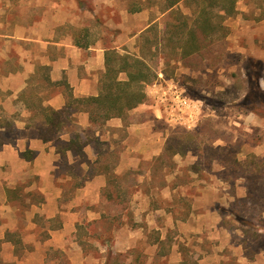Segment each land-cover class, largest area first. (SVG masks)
<instances>
[{"label": "rangeland", "instance_id": "374dc122", "mask_svg": "<svg viewBox=\"0 0 264 264\" xmlns=\"http://www.w3.org/2000/svg\"><path fill=\"white\" fill-rule=\"evenodd\" d=\"M191 14V6L185 2L166 12L160 6L129 12L126 0H0V99L6 97V72L19 65V52L40 53L43 41L66 36L72 26H86L90 38L98 44L144 56L152 65L155 78L163 71L183 84L190 96L205 101L198 128L190 130L157 122L156 127L170 133L164 152L152 160L136 154L139 165L123 170L119 179L121 188L127 190L126 198L128 190L138 184L143 190L152 191L154 208L163 207L186 221L183 227H168L167 218L158 211L145 221L146 212L142 216L136 201L129 203L130 213L124 211L123 224L129 228L136 226L132 224L136 210L138 224L163 226V235L167 236L165 251L168 253L176 242L175 254L160 256L158 246L149 243L156 240L157 232L142 228L133 239V248L123 247L122 252L112 249L107 258V248L97 243V232L103 223L84 217L81 222L90 232L85 238L94 245L87 253L83 251L89 260L84 264H264V0H238L236 13L225 20L228 33L223 40V57L196 68L181 59V40L175 35V24L187 17L191 22ZM147 26L149 29L142 33ZM252 58L262 61L258 69L250 64ZM126 120L130 122L131 117ZM1 123L9 125L4 117ZM32 123L36 127L39 120L34 118ZM68 128L79 130L76 123ZM118 136L117 147L110 153L107 142L87 134L91 150L101 153L102 167L83 171L75 165L71 169L73 179L63 183L66 195H72L94 171L105 166L111 172L115 170L124 151L121 138L125 133L119 132ZM180 150L186 154H175ZM61 164V172L70 171L65 161ZM168 180L177 190L171 199L163 191ZM23 189L9 190L22 198L37 196L22 194ZM22 202V208L28 206L25 199ZM106 210L108 215L122 212L115 203H109ZM131 210L133 215L129 218ZM58 222L60 218L54 223L44 218V230L33 234L22 228L26 240L22 246H29L27 242H33L35 237H44L45 229ZM17 223L25 225L27 221L18 218ZM20 253L26 261L29 252ZM49 254L60 257L63 263L67 260L61 251L51 250ZM202 257H206L205 263L200 262Z\"/></svg>", "mask_w": 264, "mask_h": 264}, {"label": "crops", "instance_id": "0c3cea01", "mask_svg": "<svg viewBox=\"0 0 264 264\" xmlns=\"http://www.w3.org/2000/svg\"><path fill=\"white\" fill-rule=\"evenodd\" d=\"M149 27L147 26L142 33ZM75 32V27L72 26L66 36L57 38L53 36L52 40L43 41L45 44L40 53L19 52V65L15 70H9L5 74L6 97L0 99V111L3 113H0V240L2 241L0 258L7 264H84L87 260L88 256L75 240L77 223L84 217L96 220L108 214L106 206L109 203L106 202L103 193L108 182V175L104 170L106 166L100 171H94L91 177L87 176L83 183H79L72 195H66L67 189L64 188L63 183L73 179L74 174L71 169L74 170L75 165L83 171L102 167L99 163L101 153L91 150L90 144L86 141L88 133H92L97 140L107 142L110 153L117 147L119 132L125 133V136L121 138L122 149L124 148L121 161L113 171L120 175L123 170L139 165V162H136L137 157H134L136 154H140L145 160H152L164 152L170 133L168 129L160 130L156 127L157 122L191 130L196 128L202 119V111H200L197 122L193 126L171 122L157 91L162 83L174 79L160 71L158 76L146 85V100L128 113L127 118L131 117L130 122H127V118L112 117L102 126H93L87 112L80 111L73 114L68 125L76 123L79 130L73 132L66 127L61 137L69 140L75 132L80 133L85 144L83 154H77L73 150H67L65 155L59 153V143L56 140H44L41 137L40 129L45 121L41 107L51 106L55 110L63 109L68 102V93L62 85L50 84L44 79V75H47L54 83L66 78L76 97L98 95L102 87L101 76L106 69V51L117 50L116 47H106L98 44L95 39H91L90 30L87 36L91 42L89 46H78L75 44ZM54 33L57 32L54 31ZM37 41L41 40L37 39ZM124 77L125 74L120 75V78ZM176 82L185 88L179 81ZM29 94L33 96L32 107L28 106L23 99ZM190 97L197 100L201 107L205 104L202 98ZM7 111H11L12 114H6ZM3 117L8 120L9 125L1 123ZM34 118L39 120L36 127L32 125ZM83 155L86 159L80 160L79 157ZM64 161L70 171L61 172V163ZM168 181L163 186V191L167 195L166 198L171 199L177 190L169 184L171 180ZM21 187L24 188L21 190L22 194L36 193L37 196L34 199L30 196L22 198L12 195L9 190L21 189ZM120 187H122L121 184ZM136 187L140 186L137 184ZM137 188L128 190L126 199L129 203L138 202L142 216H144L143 212H146L145 221H148V217L152 216L153 212L158 211L157 213L167 218L168 227L187 225L184 219L163 207L154 208L152 191L143 190L142 187ZM23 199L28 204L24 208H22ZM91 205L92 207L96 205L97 209L91 208ZM137 214L136 210L133 215L135 223H132L133 226L136 225L135 227L124 226L123 221L119 227L114 228L112 249L116 248V251L122 252L125 250L123 247L133 248V239L142 228L146 230L151 228L156 231L159 239L156 238L149 243L157 245L159 250L164 247L167 236L163 235V226L138 224ZM124 216L125 213H123V219ZM18 218H25L27 223L19 225ZM44 218L51 223L60 218V222L49 225L45 229L44 237H37V240L35 237L33 242H27L29 246L24 244L23 247L22 243L26 240H23L25 238L22 235V228L29 234L41 232L40 230H44L41 225ZM124 228L125 230L122 231ZM15 231L21 238L18 251L15 249V243L6 239L8 232ZM123 238H125L124 242ZM175 245L176 242L171 245L168 253H160V256L168 257L170 254H175ZM23 250L29 252L26 261L22 259L23 257L21 258L20 252ZM51 250L61 251L63 255L65 253L67 260L63 263L60 257L50 256ZM204 261L206 257L200 258L201 263H205Z\"/></svg>", "mask_w": 264, "mask_h": 264}, {"label": "trees", "instance_id": "16d2710c", "mask_svg": "<svg viewBox=\"0 0 264 264\" xmlns=\"http://www.w3.org/2000/svg\"><path fill=\"white\" fill-rule=\"evenodd\" d=\"M129 12H139L146 7L160 6L162 12H166L182 2L191 6L192 14L180 23L175 24V35L181 40L180 55L184 63L190 67H199L203 64H213L221 60L224 53L223 40L227 35L225 20L234 15L237 10L238 0H126ZM147 28L145 31H147ZM75 44L86 47L91 43L87 36L88 27H75ZM145 31L143 33H145ZM253 68L258 69L262 65L261 60L249 59ZM106 69L101 76V91L98 95L76 97L66 78L54 83L46 79L52 85H62L68 93V102L61 110H55L51 106L41 107L45 121L40 129L41 137L44 140H56L59 143V153L66 154L67 150H73L77 154H83L84 143L81 135L75 132L69 140H64L61 133L68 127L72 115L76 112L85 111L89 114L93 126H102L112 117L127 118L128 113L146 98V85L152 82L156 76L152 65L142 55L131 53H120L116 49L106 51ZM125 74L124 78H120ZM254 76V73L252 74ZM188 92V91H187ZM197 98V97H196ZM25 103L32 107L33 96L31 94L23 97ZM199 125V124H198ZM198 128V126H197ZM200 130V129H199ZM185 154L184 150L177 151ZM104 170L108 175L107 186L103 193L107 203H115L121 206L122 212L115 215H103L100 219L93 220V223H103L104 226L98 233L97 243L105 246L108 251L107 258H110L112 243L114 240L113 227H119L124 220L123 213L129 210V201L126 199V192L120 187L121 175L111 172L109 167ZM130 215V214H129ZM128 217L131 218V215ZM115 224V226H113ZM90 234L87 226L77 223L75 240L84 252H88L94 246L85 238ZM7 240L15 243V249L20 250L21 238L18 233L8 232ZM159 239V238H157ZM0 240V246H1ZM165 254V247L160 250ZM109 260H112L109 259ZM112 261L109 263L111 264ZM121 264L120 262H113ZM0 264H7L0 258Z\"/></svg>", "mask_w": 264, "mask_h": 264}, {"label": "built area", "instance_id": "2783aa9c", "mask_svg": "<svg viewBox=\"0 0 264 264\" xmlns=\"http://www.w3.org/2000/svg\"><path fill=\"white\" fill-rule=\"evenodd\" d=\"M173 123L193 126L202 111L201 104L190 97L187 89L174 80L162 83L157 91Z\"/></svg>", "mask_w": 264, "mask_h": 264}]
</instances>
